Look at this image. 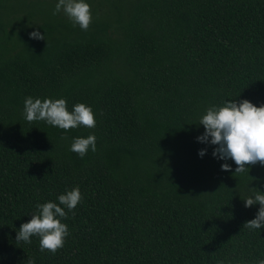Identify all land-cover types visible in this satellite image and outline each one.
Here are the masks:
<instances>
[{
    "label": "trees",
    "instance_id": "16d2710c",
    "mask_svg": "<svg viewBox=\"0 0 264 264\" xmlns=\"http://www.w3.org/2000/svg\"><path fill=\"white\" fill-rule=\"evenodd\" d=\"M0 264H264V0H0Z\"/></svg>",
    "mask_w": 264,
    "mask_h": 264
}]
</instances>
